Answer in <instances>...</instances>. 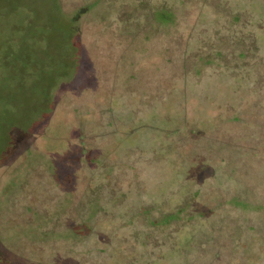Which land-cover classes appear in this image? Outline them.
<instances>
[{"label":"rangeland","instance_id":"rangeland-1","mask_svg":"<svg viewBox=\"0 0 264 264\" xmlns=\"http://www.w3.org/2000/svg\"><path fill=\"white\" fill-rule=\"evenodd\" d=\"M60 1L72 10L86 0ZM186 1L181 36L156 35L136 51L137 64L147 68L136 79L147 91L128 95L110 85L118 49L127 46L118 30L105 29L113 22L71 11L75 24L81 19L79 33L55 25L59 1L0 0V264H264V0ZM223 10L242 11V21L214 25ZM226 33L248 46L255 37L256 70L178 75L185 53L201 45L206 51ZM74 53L81 63L71 60ZM164 80L170 87L157 92ZM166 114H185L198 127L217 117L226 147L206 137L199 150L193 143L155 156L153 129L159 120L170 125ZM125 125H141V133L127 137ZM80 141L94 164L78 160ZM66 172L68 182H59ZM103 176L118 203L105 200L106 212L83 240L29 238L37 239L44 224L24 217L49 212L50 224H72L83 180ZM65 192L71 205L58 215ZM153 201L158 213L185 209L180 223L144 224L139 204Z\"/></svg>","mask_w":264,"mask_h":264},{"label":"trees","instance_id":"trees-1","mask_svg":"<svg viewBox=\"0 0 264 264\" xmlns=\"http://www.w3.org/2000/svg\"><path fill=\"white\" fill-rule=\"evenodd\" d=\"M56 1H59V4L56 14L57 16L54 19L55 25L67 26L72 30H78L80 33L82 30L80 26L82 22L80 21L79 24V20L81 19L78 17L75 24L73 22V18L68 16L71 11L75 12L77 15H83V18L85 19L98 16L104 19V21L113 22L110 25L111 28L106 26L105 29L118 30L120 38L125 41L127 46L124 49H118L117 55L119 60L117 63H114L109 72V74L113 77V81L111 82L112 84L110 85L113 87L112 91L117 88L120 92L122 91L128 95L136 92L142 93L147 91L144 88V85L142 86V83L136 79L138 74L140 76L142 71L147 69L144 68V66L137 64V58L135 55L136 51L146 41H150L156 35L167 33L170 40H174L175 35L181 36L179 32L181 23L180 17H183L182 15H185L186 13L184 4L187 2L186 0H86L84 4L76 5L72 8V10H70L66 9L60 0ZM206 7L209 9V7L216 6L210 3L206 4ZM243 14L244 13L242 11L232 12L229 10H223L220 12V15L213 16L212 20H215L214 25L222 22L225 26L234 27L237 23L242 21ZM219 16H221V19ZM77 25L80 27L78 28ZM229 35V33H226V35L218 37L215 42L210 43L207 46L206 51H203L202 49V46L205 47V45H201L194 51L185 53L182 61L183 64L180 65V71L182 73L180 72L181 74L178 75H188L190 73H193L194 75H201L202 72L210 68H245L248 69V71L252 69L256 70L255 67L261 61V58L251 54L252 50L255 51V47H257L255 44V37L250 39L251 45L248 46L245 44L243 38H239L237 42H234L229 39ZM179 39H177V43L180 42ZM179 45H182V42H180ZM72 47H74V51L79 52V45L77 41L72 42ZM167 49H169L168 46L158 52V64L164 63ZM75 53L71 55V60H76V57H79L77 61L79 60V63H81L82 57L79 53L78 56ZM250 58L254 59V61L251 62L253 64L250 63ZM171 61L172 60L170 59L169 63H171ZM256 76H259L258 71L255 73V77ZM50 78L51 77H49V79ZM167 87H170L168 80H164L156 85V90L157 92L163 91V89H166ZM163 117H166L165 120L170 123L169 126H166L163 120H159L158 124L153 121L156 125L155 129L150 126V129H153L154 131V133H152L157 137V145L155 146L154 151L155 156L161 157L162 153L165 152L170 153L171 155L173 153V148L177 149L182 145L190 146L193 143H195L196 148L193 146L192 149H197L198 147L199 150L203 139H206V137L209 138L211 142L215 144L218 143L219 145H215L216 147H226L223 143H220L222 139H226V136H224L223 133L221 134L220 127H217V117L213 118L210 122H202V127H198L200 126V122L198 123L194 119L191 120L185 114H180L175 119L171 114H166L165 116L163 115ZM238 123L239 119L236 124ZM149 124L151 125L152 123ZM203 125L205 126L203 127ZM214 125L216 126L213 127ZM139 126L141 125H125V129L123 128L120 132L124 135H128L127 137H136V135L138 136L141 133ZM115 133L122 135L119 132ZM79 143L83 150L81 149L79 151L81 155L78 154V160L84 163L89 162V164H94L97 159L91 156V153L89 152L90 147L88 148V146L82 143V141ZM199 143L201 144L199 145ZM225 150L226 148L223 152ZM192 152L188 153L189 156H186V159L192 157ZM103 164L104 166H108L105 162ZM48 169L52 170V166L50 164ZM109 169H111L110 166ZM61 175L62 177L59 182L67 183V180H69L67 172L62 173ZM104 178L105 176L101 177L100 180L97 181L94 177H87L83 180L85 185L80 190L77 203L75 202L76 200L74 201V209L77 210V216L72 224L68 225L66 223L64 225L66 220H58V223L50 224L49 222L52 220L53 214H50L49 212H41V214L38 215L30 214V216L24 217L23 219H26L27 221H41L44 224V229L37 233V239H34L33 237L29 238L33 241H41L51 244L56 242V240H60L61 242L73 241L74 243H78L83 240L95 226V224L93 225V219L99 212H106L104 204L109 201H112L115 205L118 203L117 201H114L116 197L115 186L108 188L111 183L107 187L104 182ZM181 183L182 182H180V184ZM198 191L199 189H196L194 195L190 196V198L185 195L189 203L194 201ZM70 198L71 195H68V192H65L64 197L57 202L58 205L55 209L58 215L66 213L65 209L71 205L68 203ZM74 198L76 199V195H74ZM105 200L107 201L105 202ZM148 204L149 205L147 206L144 202L143 204L140 203V211L138 214V216L142 219V222L146 225H170L172 224L171 222L173 219H175L174 221L176 223H180V219H182L181 217L183 215L181 213L185 210L180 208V206H175L173 209L158 213L154 211V207L158 204L156 201L149 202ZM28 212L31 213L32 210ZM175 212L177 215L173 218ZM171 214L172 216H170Z\"/></svg>","mask_w":264,"mask_h":264}]
</instances>
